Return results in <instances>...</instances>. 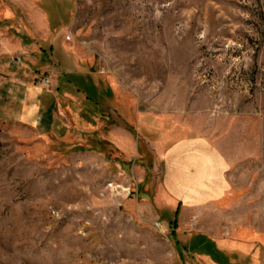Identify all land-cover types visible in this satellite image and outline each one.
I'll use <instances>...</instances> for the list:
<instances>
[{"label": "rangeland", "instance_id": "rangeland-1", "mask_svg": "<svg viewBox=\"0 0 264 264\" xmlns=\"http://www.w3.org/2000/svg\"><path fill=\"white\" fill-rule=\"evenodd\" d=\"M54 45L92 79L62 117L94 128L0 119V264H264V0H0V103L16 72L56 93ZM97 118L134 135L133 158ZM188 138L223 155L227 189L176 208L155 161Z\"/></svg>", "mask_w": 264, "mask_h": 264}, {"label": "crops", "instance_id": "crops-1", "mask_svg": "<svg viewBox=\"0 0 264 264\" xmlns=\"http://www.w3.org/2000/svg\"><path fill=\"white\" fill-rule=\"evenodd\" d=\"M55 46L50 51L56 65L51 75L52 83L57 88L56 93L45 91L16 72L12 78L13 83L3 91L0 119L18 122L45 138L66 139L75 136L78 132L76 129L82 130L85 126L93 127V123L90 125L87 122L81 123V119L75 127L71 120L65 121L62 117L66 115L63 113V107H67L70 117H73L78 105L90 104L85 101L89 99L85 84L92 79L79 69V63L69 55V52L61 51V60L55 59ZM32 51L31 46L21 45L17 48L7 47L5 53L13 54V56L20 53L31 56ZM40 54L42 60L47 59L44 48H40ZM76 93L82 97H77L79 95ZM94 126L99 127V136L102 134L110 145H114L128 159L135 156L133 147L135 137L123 126H110L109 131L104 132L103 129L107 127V123L98 118ZM95 130H83V132L92 134L96 132ZM137 148L136 151L139 154ZM155 165L156 168L162 166L161 191L165 194L170 206L198 208L220 199L226 192L227 161L206 139L188 138L167 146L160 158L155 161Z\"/></svg>", "mask_w": 264, "mask_h": 264}, {"label": "built area", "instance_id": "built-area-1", "mask_svg": "<svg viewBox=\"0 0 264 264\" xmlns=\"http://www.w3.org/2000/svg\"><path fill=\"white\" fill-rule=\"evenodd\" d=\"M21 63V56H18L12 60L13 65H19ZM49 77H46L43 81V86L49 89L51 87V81L48 79Z\"/></svg>", "mask_w": 264, "mask_h": 264}, {"label": "trees", "instance_id": "trees-1", "mask_svg": "<svg viewBox=\"0 0 264 264\" xmlns=\"http://www.w3.org/2000/svg\"><path fill=\"white\" fill-rule=\"evenodd\" d=\"M175 224H176V223H174V225H173L174 227H175Z\"/></svg>", "mask_w": 264, "mask_h": 264}]
</instances>
